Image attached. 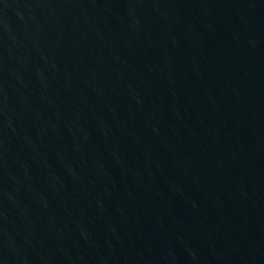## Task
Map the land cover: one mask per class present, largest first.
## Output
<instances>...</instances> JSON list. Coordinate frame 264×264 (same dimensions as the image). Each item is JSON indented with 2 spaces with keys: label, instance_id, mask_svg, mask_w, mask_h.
Returning <instances> with one entry per match:
<instances>
[{
  "label": "water",
  "instance_id": "95a60500",
  "mask_svg": "<svg viewBox=\"0 0 264 264\" xmlns=\"http://www.w3.org/2000/svg\"><path fill=\"white\" fill-rule=\"evenodd\" d=\"M0 264H264V0H0Z\"/></svg>",
  "mask_w": 264,
  "mask_h": 264
}]
</instances>
